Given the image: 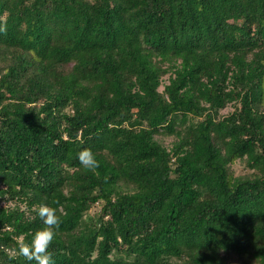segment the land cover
<instances>
[{"label":"trees","instance_id":"16d2710c","mask_svg":"<svg viewBox=\"0 0 264 264\" xmlns=\"http://www.w3.org/2000/svg\"><path fill=\"white\" fill-rule=\"evenodd\" d=\"M0 26V264H35L9 252L40 204L55 264H264V0H0Z\"/></svg>","mask_w":264,"mask_h":264},{"label":"clouds","instance_id":"9594fccd","mask_svg":"<svg viewBox=\"0 0 264 264\" xmlns=\"http://www.w3.org/2000/svg\"><path fill=\"white\" fill-rule=\"evenodd\" d=\"M0 32H6V26H0ZM78 160L87 171L96 172L100 167V161L87 148L78 153ZM53 203L57 204L58 201ZM36 211L44 226L32 234L30 242H26L24 236L18 237L17 247L9 252V259L23 257L29 262L35 261V264H55L53 253L49 251V248L62 222L61 217L57 214V208L48 204H40Z\"/></svg>","mask_w":264,"mask_h":264},{"label":"rangeland","instance_id":"374dc122","mask_svg":"<svg viewBox=\"0 0 264 264\" xmlns=\"http://www.w3.org/2000/svg\"><path fill=\"white\" fill-rule=\"evenodd\" d=\"M162 88H163V87H162ZM231 109H232L231 107H228V108H226V109L223 111V113H227V112L231 111ZM172 139H173V138H171V137H169V138H165V141H166L167 143H170V142L172 141ZM234 167H235L236 174H241V173H244V172H246V171L248 170V168L246 167V165L244 164V162H243V161H240V160H238V161L235 163Z\"/></svg>","mask_w":264,"mask_h":264}]
</instances>
